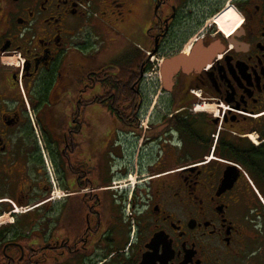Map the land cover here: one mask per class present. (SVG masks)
<instances>
[{"label": "flooded vegetation", "instance_id": "obj_1", "mask_svg": "<svg viewBox=\"0 0 264 264\" xmlns=\"http://www.w3.org/2000/svg\"><path fill=\"white\" fill-rule=\"evenodd\" d=\"M6 212L0 264H264V0H0Z\"/></svg>", "mask_w": 264, "mask_h": 264}, {"label": "trees", "instance_id": "obj_2", "mask_svg": "<svg viewBox=\"0 0 264 264\" xmlns=\"http://www.w3.org/2000/svg\"><path fill=\"white\" fill-rule=\"evenodd\" d=\"M142 61L145 64V70H147L150 67V63L147 59L146 54L143 58L136 56L135 58L131 59L129 61L130 64L128 65V68L126 70H117L116 67L113 68L114 73L109 79L113 101L115 98V102H119V100L123 96H127V101L129 103L134 102L135 98L133 96L132 90L134 88L133 85L135 83L136 74H138V72H136L134 68L142 63Z\"/></svg>", "mask_w": 264, "mask_h": 264}, {"label": "rangeland", "instance_id": "obj_3", "mask_svg": "<svg viewBox=\"0 0 264 264\" xmlns=\"http://www.w3.org/2000/svg\"><path fill=\"white\" fill-rule=\"evenodd\" d=\"M235 23V22H234ZM234 23H232V24H234ZM142 32H140V33H138V36L136 35V36H134V37H132V39H131V41H133V42H135V43H140L141 45L140 46H143V47H148V42H147V40H146V36H142V34H141ZM122 46L120 47V49H119V51H117V48L116 49H114V51H112L111 49L110 50H106V53H104L102 56H104V57H100V59H98L97 60V63H98V66H100V65H103V64H106V63H108V64H113V65H115V64H118L117 63V60L119 59V57H120V55H121V52L122 51H124L123 52V54L124 53H126V51L129 49V47L131 48V45L129 46L128 44H121ZM96 48L98 49V46H96ZM144 49H146L145 51L147 52L148 50H149V48H144ZM144 53V52H143ZM107 54V55H106ZM132 54V55H131ZM131 54H130V56H129V59L131 60V59H133V58H135L136 57V55L134 54V53H132L131 52ZM146 53H144V55H145ZM125 55V57H126V54H124ZM147 55V54H146ZM123 56V55H122ZM148 56V55H147ZM150 57V56H149ZM160 58V57H159ZM157 63H161V61H160V59H157V58H154V57H150V67L147 69V70H145V72L144 73H147V72H151V71H153L152 70V68L154 67V66H156V69H157V73H158V65H157ZM130 64V63H129ZM144 73H143V83H144V85L147 87V85H148V83L144 80ZM157 77V76H156ZM149 84H155V85H157L158 84V80H157V83H155L154 81H152L151 83H149ZM97 92H100V88H99V86H98V89H97ZM96 108H97V111H98V116H100V117H106V116H109V117H111L110 116V114L102 107V106H100V105H97L96 106ZM8 212H6V214H4L3 216H2V218H0V219H2V220H0V221H10V220H12V216L10 215V214H7ZM7 223H9V222H7ZM3 225H5V224H2L1 226H0V228L3 226Z\"/></svg>", "mask_w": 264, "mask_h": 264}, {"label": "water", "instance_id": "obj_4", "mask_svg": "<svg viewBox=\"0 0 264 264\" xmlns=\"http://www.w3.org/2000/svg\"><path fill=\"white\" fill-rule=\"evenodd\" d=\"M185 56H177V57H171L169 59H166L164 62V73L165 75L168 74V71L177 67L183 60H184Z\"/></svg>", "mask_w": 264, "mask_h": 264}, {"label": "built area", "instance_id": "obj_5", "mask_svg": "<svg viewBox=\"0 0 264 264\" xmlns=\"http://www.w3.org/2000/svg\"><path fill=\"white\" fill-rule=\"evenodd\" d=\"M153 71L151 72H147V73H144V80L147 82V83H151L152 81H154L155 83H157V69H156V66H154L152 68Z\"/></svg>", "mask_w": 264, "mask_h": 264}, {"label": "bare ground", "instance_id": "obj_6", "mask_svg": "<svg viewBox=\"0 0 264 264\" xmlns=\"http://www.w3.org/2000/svg\"><path fill=\"white\" fill-rule=\"evenodd\" d=\"M227 13V12H226ZM226 13H223L218 19H224L225 17H224V15H226ZM230 13V12H229ZM232 13V12H231ZM229 17V16H228ZM230 18V17H229ZM237 22V21H236ZM238 23H239V21H238ZM233 25V24H232Z\"/></svg>", "mask_w": 264, "mask_h": 264}, {"label": "crops", "instance_id": "obj_7", "mask_svg": "<svg viewBox=\"0 0 264 264\" xmlns=\"http://www.w3.org/2000/svg\"><path fill=\"white\" fill-rule=\"evenodd\" d=\"M140 45H141V44H140ZM142 47H143V46H142ZM128 50H129V51H131V50H132V48H130V47H129V49H128ZM130 54H131V52H130ZM131 55H132V54H131Z\"/></svg>", "mask_w": 264, "mask_h": 264}]
</instances>
